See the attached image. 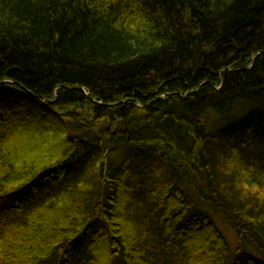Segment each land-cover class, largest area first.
I'll use <instances>...</instances> for the list:
<instances>
[{
  "label": "trees",
  "instance_id": "trees-1",
  "mask_svg": "<svg viewBox=\"0 0 264 264\" xmlns=\"http://www.w3.org/2000/svg\"><path fill=\"white\" fill-rule=\"evenodd\" d=\"M0 264H264V0H0Z\"/></svg>",
  "mask_w": 264,
  "mask_h": 264
},
{
  "label": "rangeland",
  "instance_id": "rangeland-1",
  "mask_svg": "<svg viewBox=\"0 0 264 264\" xmlns=\"http://www.w3.org/2000/svg\"><path fill=\"white\" fill-rule=\"evenodd\" d=\"M190 194L192 195L193 199L197 202L196 205L198 207L200 206L202 210H204L206 213L211 215L212 220L215 222L217 227L220 229L222 234L225 236V238H226L228 244L230 245L231 249H234V247L236 245V234L231 229V227L228 225V223L226 222L224 217L221 214H217V213H214L212 211H209L204 205L199 203V201L197 200L196 196L193 195V193L190 192ZM247 249H250L253 252V249H251L249 246H247Z\"/></svg>",
  "mask_w": 264,
  "mask_h": 264
},
{
  "label": "bare ground",
  "instance_id": "bare-ground-1",
  "mask_svg": "<svg viewBox=\"0 0 264 264\" xmlns=\"http://www.w3.org/2000/svg\"><path fill=\"white\" fill-rule=\"evenodd\" d=\"M3 82H11L10 80H5V81H3ZM83 89V88H82Z\"/></svg>",
  "mask_w": 264,
  "mask_h": 264
}]
</instances>
